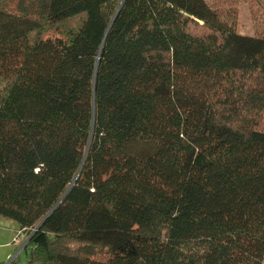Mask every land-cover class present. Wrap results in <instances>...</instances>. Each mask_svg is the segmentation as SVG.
<instances>
[{
  "label": "trees",
  "instance_id": "trees-1",
  "mask_svg": "<svg viewBox=\"0 0 264 264\" xmlns=\"http://www.w3.org/2000/svg\"><path fill=\"white\" fill-rule=\"evenodd\" d=\"M240 1L0 0L23 264H264V0L250 35Z\"/></svg>",
  "mask_w": 264,
  "mask_h": 264
},
{
  "label": "rangeland",
  "instance_id": "rangeland-1",
  "mask_svg": "<svg viewBox=\"0 0 264 264\" xmlns=\"http://www.w3.org/2000/svg\"><path fill=\"white\" fill-rule=\"evenodd\" d=\"M237 6L238 32L250 35L261 31L262 25L255 20L257 15L251 8L250 0L240 1ZM3 223H0V264H23L28 259L30 248H24L25 238L21 234L18 236V225L15 221L12 220L8 224L10 226Z\"/></svg>",
  "mask_w": 264,
  "mask_h": 264
},
{
  "label": "crops",
  "instance_id": "crops-1",
  "mask_svg": "<svg viewBox=\"0 0 264 264\" xmlns=\"http://www.w3.org/2000/svg\"><path fill=\"white\" fill-rule=\"evenodd\" d=\"M3 222H6L7 226H10V225H8V224H11L12 220L5 219V218L0 217V223L2 224ZM3 224H4V223H3Z\"/></svg>",
  "mask_w": 264,
  "mask_h": 264
},
{
  "label": "built area",
  "instance_id": "built-area-1",
  "mask_svg": "<svg viewBox=\"0 0 264 264\" xmlns=\"http://www.w3.org/2000/svg\"><path fill=\"white\" fill-rule=\"evenodd\" d=\"M19 234H20V232H18V236H20ZM21 235H22V234H21ZM22 236H23V235H22ZM23 238H24V236H23ZM25 241H26V238H25Z\"/></svg>",
  "mask_w": 264,
  "mask_h": 264
}]
</instances>
